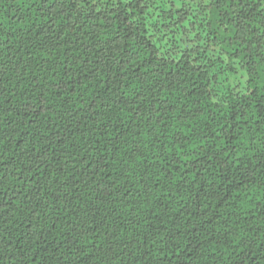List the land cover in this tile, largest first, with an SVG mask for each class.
I'll list each match as a JSON object with an SVG mask.
<instances>
[{
	"label": "trees",
	"instance_id": "obj_1",
	"mask_svg": "<svg viewBox=\"0 0 264 264\" xmlns=\"http://www.w3.org/2000/svg\"><path fill=\"white\" fill-rule=\"evenodd\" d=\"M0 264H264V0H0Z\"/></svg>",
	"mask_w": 264,
	"mask_h": 264
}]
</instances>
